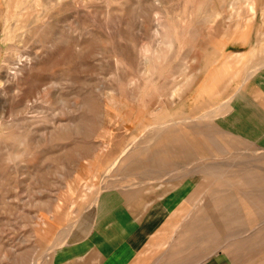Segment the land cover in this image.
I'll list each match as a JSON object with an SVG mask.
<instances>
[{
    "label": "rangeland",
    "instance_id": "374dc122",
    "mask_svg": "<svg viewBox=\"0 0 264 264\" xmlns=\"http://www.w3.org/2000/svg\"><path fill=\"white\" fill-rule=\"evenodd\" d=\"M0 264H264V0H0Z\"/></svg>",
    "mask_w": 264,
    "mask_h": 264
}]
</instances>
